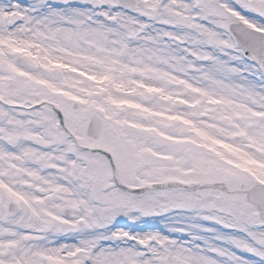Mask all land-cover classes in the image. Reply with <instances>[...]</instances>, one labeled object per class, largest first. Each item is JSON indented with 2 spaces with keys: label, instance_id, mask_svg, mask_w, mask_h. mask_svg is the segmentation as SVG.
I'll list each match as a JSON object with an SVG mask.
<instances>
[{
  "label": "snow or ice",
  "instance_id": "obj_1",
  "mask_svg": "<svg viewBox=\"0 0 264 264\" xmlns=\"http://www.w3.org/2000/svg\"><path fill=\"white\" fill-rule=\"evenodd\" d=\"M0 264H264V0H0Z\"/></svg>",
  "mask_w": 264,
  "mask_h": 264
}]
</instances>
